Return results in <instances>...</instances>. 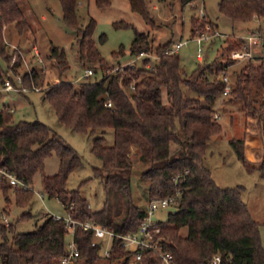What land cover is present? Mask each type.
I'll list each match as a JSON object with an SVG mask.
<instances>
[{"label": "trees", "instance_id": "trees-1", "mask_svg": "<svg viewBox=\"0 0 264 264\" xmlns=\"http://www.w3.org/2000/svg\"><path fill=\"white\" fill-rule=\"evenodd\" d=\"M20 1L0 0V87H4L7 79L1 61L10 60L4 30L14 25L22 34L29 27ZM59 1L64 25L81 32V38L77 40L81 64L86 67L90 62L98 61L104 65L93 39L96 21L91 18L81 29L79 0ZM94 1L101 8L111 5V0ZM128 1L133 12L140 14L149 25H155L147 0ZM196 1L180 0V3L184 7ZM218 11L236 24L264 21V0H220ZM194 23V31H204V24L197 26V21ZM115 27L135 30L130 45L132 56L142 52L156 53L159 60L153 70L129 66L120 74H103L96 81L60 79L51 84L43 96L54 108L61 124L73 132L95 136L91 152L101 161L95 174L104 177L106 189H115L128 196L124 215L115 220L107 206L94 211L80 190L67 189L69 176L83 166L81 156L52 128L38 120L15 123L11 111H0V166L32 185L35 176L44 170L46 159L56 154L60 162L58 173L42 178L47 196L60 201L71 218L80 222L92 221L124 235L137 231L146 216V211L131 197L130 154L132 147L137 146L140 162L148 165L141 175L149 182V200L172 197L177 205V210L169 214L167 221L157 223L151 231L152 238L162 244L163 251L172 254L174 264H212L216 256H220L219 264H264L260 224L242 200L243 187H220L204 164L209 140L222 132L221 125L215 120L214 106L227 86L219 79L225 66L200 65L188 74L179 55L168 53L170 44L154 48L149 36L138 32L133 25L117 22ZM216 27L217 24L211 22V31ZM260 30L261 27L250 33H261ZM105 41L106 36L101 35L99 43ZM243 41L231 43L229 49H240ZM124 51L121 47L117 53L124 55ZM49 57L55 59V67L62 78L68 68L65 50L52 47ZM149 61L144 60L145 64ZM22 78L29 87L38 86L41 70L34 67ZM261 92L264 96V59L259 64L248 61L229 94L231 99L244 104L245 133L230 144L247 172L264 177V97L259 108L254 99L255 93ZM255 116L259 117V132L249 125ZM108 129L113 130L112 145L106 144ZM11 191L17 205L30 204L32 190L14 188L0 177V193L6 196L7 202ZM3 211L9 214L7 209ZM28 216L23 214L21 219ZM182 228H187V235L181 234ZM8 234L12 235L11 239ZM67 236L65 221L53 215L35 231L27 233H18L12 223L6 226L0 221V264H58L67 253ZM92 242L90 230L76 229L77 260L82 264H93L101 258V242L95 246ZM134 254L122 247L116 238L112 241L110 256L105 257L108 264H133ZM141 263L163 264L159 254L153 251H145Z\"/></svg>", "mask_w": 264, "mask_h": 264}, {"label": "rangeland", "instance_id": "rangeland-1", "mask_svg": "<svg viewBox=\"0 0 264 264\" xmlns=\"http://www.w3.org/2000/svg\"><path fill=\"white\" fill-rule=\"evenodd\" d=\"M220 0H197L187 6H182L180 0H147L149 11L154 19V26L145 22L142 16L133 12L128 0H111L108 7H98L94 0H79L78 19L81 29H84L91 18L96 21V29L93 39L97 42L104 65L98 61L90 62L86 67L81 64L78 58L77 40L81 38V32L68 29L63 21V11L59 0H21V10L29 23L23 33L10 25L5 28V42L10 60L2 62L7 79H14L17 75L23 77L30 74L32 68L41 70V83L29 87L28 93L18 91H7L0 87V111L9 110L13 121H40L53 129L63 140L71 145L81 156L83 166L74 171L68 178V190H80L87 199L90 208L94 211L108 207L109 214L115 220L124 215L127 206L128 196L115 189H106L104 177L95 174V168L101 166V161L92 154V140L95 136L73 132L61 124L55 114L52 105L44 99V93L51 84L60 79L72 80L74 82L99 80L103 71L109 68L113 70L118 67L134 65L135 67H146L148 70L158 63V56L155 52L147 54L149 57H142L135 60L130 54V45L135 37V30L132 28H116L115 23L126 22L140 33L149 36V40L155 47L184 42L177 54L180 57L181 65L188 74L192 73L198 66L207 64H222L225 70L219 75L227 74L230 84L233 87L237 75L240 74L248 61L237 62L232 59L233 51L230 50L231 43L237 44L241 39L248 36L251 31L261 27V34L264 38V21L254 20L247 24L233 23L229 18L221 15L218 11ZM196 25L204 24V31H194ZM211 22L217 24L214 31H211ZM219 33L220 35H218ZM203 34L211 39L202 42L203 60H197L198 44L196 38ZM105 35L106 41L99 43L100 36ZM52 47L64 49L67 56V70L62 78L55 67V59L49 57ZM124 47V55L117 51ZM259 51V50H258ZM263 54L258 53L254 64H259L264 59V41L262 43ZM38 52V53H36ZM116 52V53H114ZM114 53V54H113ZM150 60L145 64L144 60ZM233 62V63H229ZM93 68L94 75L85 77V70ZM6 79V80H7ZM30 80L32 77L30 75ZM32 84V83H31ZM194 96L191 92H186ZM263 92L256 94V106L259 108L263 102ZM219 115V124L222 132L214 135L207 144L204 164L212 172V176L220 187L242 186V200L247 204L253 219L260 224V236L264 248V177L259 173H249L238 159L230 141L240 139L244 136L247 116L244 104L240 100L231 99L230 96L220 95L214 106ZM252 130L259 132V117L255 116L249 123ZM101 135V133H98ZM106 144H113V130H106ZM132 163L131 175V197L133 202L141 209L149 207L148 185L149 182L142 178V171L147 168L139 160V148L133 146L130 154ZM60 167L59 158L56 154L49 156L45 161L44 170L35 176L32 184L33 196L28 206H19L13 191L6 196L0 193V211L7 209L6 214L10 223L15 226L18 233L35 231L51 215L67 218L68 211L57 199H50L44 191L42 178L44 175L53 176L58 173ZM19 189H23L20 188ZM40 193L43 200L38 196ZM177 210L176 204L167 207H160L153 212L151 220L153 223L166 222L170 213ZM23 214H29L26 219H21ZM183 236L187 235V228L181 229ZM11 239L12 235L8 234ZM69 239V236L67 237ZM112 239L105 237L100 242L101 258L93 264H108L105 257L107 250L111 249ZM72 264H82L77 260Z\"/></svg>", "mask_w": 264, "mask_h": 264}, {"label": "built area", "instance_id": "built-area-1", "mask_svg": "<svg viewBox=\"0 0 264 264\" xmlns=\"http://www.w3.org/2000/svg\"><path fill=\"white\" fill-rule=\"evenodd\" d=\"M220 35L219 33H217ZM211 39L208 35L203 34L201 36H198L196 38L198 49H197V60L202 61L203 60V47L202 42L204 40ZM243 44L240 49H237L233 51L232 53V59L237 62L242 61H252L255 59V56H257L258 53L263 54L262 51V43L264 41V38L262 37V34L259 31H256L254 33H250L248 36L243 38ZM184 42H179L175 44L174 48H170L168 53L175 54L178 52V50L181 49ZM259 50V51H258ZM38 53V52H36ZM149 57L146 53L142 52L137 55H135V60H140L142 57ZM148 65V64H147ZM131 67L134 65H130ZM129 67V66H126ZM126 67H118L116 69L113 68V70H109V68L103 71V74L108 75H116L123 72V70ZM148 67H150L148 65ZM94 75L93 68H87L85 70V77H90ZM223 82L227 84L223 96H229L232 86L230 84L229 78L227 74H223L222 79ZM4 90L7 91H18L21 93H28L30 90L28 87H25L23 85V78L20 75H17L14 78V82L10 79H7L5 81V85L3 87ZM110 105V104H109ZM218 113L215 114V120H219ZM0 177L4 178L11 186L14 188H23L24 190H32V185H28L24 183L23 181L19 180L14 174L9 172L6 168L0 166ZM33 191V190H32ZM38 196L43 200V196L38 193ZM171 204H175V199L172 197L167 198H158L153 199L149 201V207L146 210V216L140 221L137 231L131 232L128 234H118L111 230L110 228H104L92 221H86V222H80L77 221L70 216H67V218H61L58 216H54L57 219H63L66 223V227L68 230V236L69 239L66 240V255L58 262V264H72L74 261L77 260L79 257V251L77 249V245L75 243V231L77 228H82L84 230H90L93 233V242L92 244L95 246L98 244L102 239L105 237H110L112 240L119 239L121 241V246L124 247L127 250L134 251V257H133V264H142V254L145 251H153L155 253H158L159 256L162 259L163 264H174L173 263V256L170 253L164 252L162 244L158 240H154L152 238V228H155L157 223H153L151 220V216L153 215V212L159 209L160 207H167ZM0 221L4 223L6 226L10 225V221L6 213L2 210L0 211ZM67 236V237H68ZM110 256V250L106 252V257ZM220 263V256L214 257V260L212 264H219Z\"/></svg>", "mask_w": 264, "mask_h": 264}, {"label": "crops", "instance_id": "crops-1", "mask_svg": "<svg viewBox=\"0 0 264 264\" xmlns=\"http://www.w3.org/2000/svg\"><path fill=\"white\" fill-rule=\"evenodd\" d=\"M195 3V2H194Z\"/></svg>", "mask_w": 264, "mask_h": 264}]
</instances>
